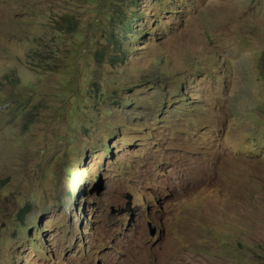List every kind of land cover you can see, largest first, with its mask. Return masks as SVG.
Returning <instances> with one entry per match:
<instances>
[{
  "label": "rangeland",
  "instance_id": "obj_1",
  "mask_svg": "<svg viewBox=\"0 0 264 264\" xmlns=\"http://www.w3.org/2000/svg\"><path fill=\"white\" fill-rule=\"evenodd\" d=\"M263 258L264 0H0V264Z\"/></svg>",
  "mask_w": 264,
  "mask_h": 264
},
{
  "label": "trees",
  "instance_id": "obj_2",
  "mask_svg": "<svg viewBox=\"0 0 264 264\" xmlns=\"http://www.w3.org/2000/svg\"><path fill=\"white\" fill-rule=\"evenodd\" d=\"M61 22H62V23H67V24H68V21H62V20H61ZM68 27H70V26H68ZM110 59L113 60V61H116V62L122 61L118 55L110 56ZM26 214H27V210H21V211L17 214V219H18V221H19L20 224L23 223ZM262 261H263V264H264V258L262 259Z\"/></svg>",
  "mask_w": 264,
  "mask_h": 264
},
{
  "label": "water",
  "instance_id": "obj_3",
  "mask_svg": "<svg viewBox=\"0 0 264 264\" xmlns=\"http://www.w3.org/2000/svg\"><path fill=\"white\" fill-rule=\"evenodd\" d=\"M126 211H129V208H127ZM126 211L119 212L118 214H122V213H124ZM112 213H114V212H112ZM147 227H148L149 235L151 237H154L156 234L162 235L163 230L161 228H156L153 223L148 222L147 223Z\"/></svg>",
  "mask_w": 264,
  "mask_h": 264
},
{
  "label": "clouds",
  "instance_id": "obj_4",
  "mask_svg": "<svg viewBox=\"0 0 264 264\" xmlns=\"http://www.w3.org/2000/svg\"><path fill=\"white\" fill-rule=\"evenodd\" d=\"M147 223H148V222H147ZM147 228H148V227H147ZM148 233H149V231H148ZM156 235H158V234H156ZM156 235H155V236H156ZM155 236H154V237H155Z\"/></svg>",
  "mask_w": 264,
  "mask_h": 264
}]
</instances>
